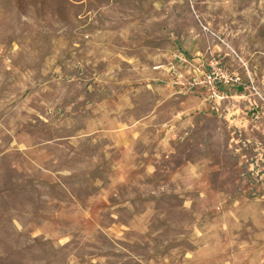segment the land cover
<instances>
[{
	"label": "rangeland",
	"instance_id": "1",
	"mask_svg": "<svg viewBox=\"0 0 264 264\" xmlns=\"http://www.w3.org/2000/svg\"><path fill=\"white\" fill-rule=\"evenodd\" d=\"M211 60L264 97V0H0V264H264V108L231 134Z\"/></svg>",
	"mask_w": 264,
	"mask_h": 264
},
{
	"label": "built area",
	"instance_id": "2",
	"mask_svg": "<svg viewBox=\"0 0 264 264\" xmlns=\"http://www.w3.org/2000/svg\"><path fill=\"white\" fill-rule=\"evenodd\" d=\"M209 66V69L205 71L199 68L194 70V73L191 75V84L205 92L206 99L211 102L210 108L218 112L222 102L228 98L227 91L230 88L241 86L242 83L240 77L236 73H228L217 61L211 60ZM243 88L248 90V96L256 95V97L262 101V107L264 108V97L253 80H250ZM248 99L251 106L254 108L258 106L255 98Z\"/></svg>",
	"mask_w": 264,
	"mask_h": 264
},
{
	"label": "crops",
	"instance_id": "3",
	"mask_svg": "<svg viewBox=\"0 0 264 264\" xmlns=\"http://www.w3.org/2000/svg\"><path fill=\"white\" fill-rule=\"evenodd\" d=\"M194 88L196 86H193ZM198 88V87H197ZM192 89V87L190 88ZM200 89V88H198ZM244 88L242 87V91ZM201 90V89H200ZM234 90V89H233ZM242 91H229L227 92L228 94V98L222 102L220 109L218 110L217 114L219 118H222L224 121H228V125L226 127H228V129H233L231 134H236V132L238 131H242L241 129L244 128L246 125L251 124L253 127H257V123L262 124V122L258 121L261 120L260 117L258 116V112L256 111V108H254L253 106L250 105V101L248 98H246V96H244V93H241ZM248 97V96H247ZM242 100L244 101L242 103V101H240V103L238 104V109H234V104L232 103L230 105V103L228 104V100ZM205 100H207L205 98ZM207 102L210 104L211 106V102H209L207 100ZM242 103V104H241ZM241 104V105H240ZM249 115V117H248ZM250 118V119H249ZM255 123V124H254ZM233 125V126H231ZM242 133V132H241ZM233 137V136H232ZM231 145V143H230ZM256 151V149H255ZM264 153V150H263ZM260 158L257 159L256 162L254 163H250L248 165V171H251V174H258V172L260 171V167L262 168V175H264V164H259ZM264 161V160H262Z\"/></svg>",
	"mask_w": 264,
	"mask_h": 264
}]
</instances>
